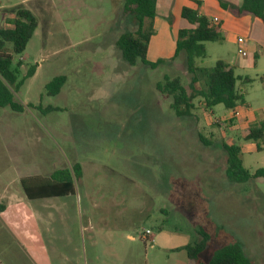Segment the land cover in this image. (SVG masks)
Instances as JSON below:
<instances>
[{
  "label": "rangeland",
  "instance_id": "rangeland-1",
  "mask_svg": "<svg viewBox=\"0 0 264 264\" xmlns=\"http://www.w3.org/2000/svg\"><path fill=\"white\" fill-rule=\"evenodd\" d=\"M163 1L157 0L147 61L164 63L152 69L140 60L128 65L117 47L122 34L137 29V21L124 11L125 0H0V28L11 22L6 14L19 8L30 10L38 24L25 52L14 55L13 67L24 58L20 79L33 66L36 75L16 94L18 102L31 105L25 113L5 108L7 147L14 141L26 160L25 177L71 170L76 163L85 172L84 181L75 180L76 194L60 199L68 205L52 210L55 218H77L76 226L67 225L70 242L67 237L62 241L61 226L47 219L49 209L35 210L39 215L19 225L0 217L5 264H14V252H84V241L87 260L99 257L98 264H193L184 250L175 248L200 241L202 230L210 236L201 254L205 261L216 249L239 243L253 264H264V178L231 181L223 144L241 143L250 172L264 167V149L258 152L256 142L245 140L251 128L242 125L245 117H230V110L217 105L212 118L220 121L213 122L199 95L191 99L192 115L178 117L173 98L157 90L166 77L179 78L188 96L204 90L202 78L192 83L183 54L171 60L178 31L190 24L180 10L190 2L167 0L172 4L163 8ZM248 29L222 25L223 40L205 42L206 58L197 59V66L210 69L218 60L246 63L247 70L238 73L253 82L237 86L253 106L257 126L264 120V72L258 71L264 69V50L256 47L254 58ZM237 37L245 42L234 44ZM240 48L249 55H239ZM6 50L12 52L10 43ZM255 60L258 66L249 64ZM57 76H66L64 86L59 94L47 95L46 85ZM259 144L264 147V138ZM95 177L101 185L90 182ZM116 184L124 190H114ZM25 202L29 217L30 201ZM147 206L149 216L138 215ZM88 217L94 220L92 228ZM147 230L153 240L143 239ZM128 233L136 240L127 239Z\"/></svg>",
  "mask_w": 264,
  "mask_h": 264
},
{
  "label": "trees",
  "instance_id": "trees-1",
  "mask_svg": "<svg viewBox=\"0 0 264 264\" xmlns=\"http://www.w3.org/2000/svg\"><path fill=\"white\" fill-rule=\"evenodd\" d=\"M220 6L235 17L251 16L264 23V0H242L240 6L218 0ZM157 0H125L124 11L137 21V29L134 32H125L117 41V47L121 51L123 60L130 66H135L140 60L144 65L156 68L164 63L159 60L155 63L147 61L149 43L154 34V20L156 17ZM182 18L194 26L192 29H180L177 35L174 61L181 54L185 57V66L192 75V83L199 79L204 81V90L195 91L196 94L187 95L179 78H165V83L159 82L157 90L173 98L171 107L178 117L192 115L193 103L191 99L197 95L204 99L207 109L217 105H223L227 110H233L243 106L244 95L237 88L238 81L251 83L248 77L237 76L229 65L218 60L210 69L197 66V59L206 58L205 42H221L223 35L221 24L215 23L206 16L200 15L196 9L184 6L181 11ZM37 20L34 14L25 8L14 10L10 26L0 28V108H10L12 111L22 113L25 110L23 104L18 102L15 94L19 92L24 82L31 78L36 67H30L25 76L20 79L19 71L21 63L17 62L13 67L14 55L25 52L29 41L36 29ZM12 45V52L6 50V45ZM67 78L57 76L46 85L47 95L54 96L60 93ZM31 106V105H27ZM199 138L204 144H209L203 135ZM264 138V120L259 125L253 126L245 136L246 141L257 143V150L264 149L259 141ZM227 154V177L236 183H246L256 178H264V168L251 173L243 166L241 146L236 144H223ZM82 176V167L76 163L70 169L56 171L50 179L28 178L22 181L25 195L29 199L43 197H58L73 194L75 192V180ZM202 239L193 244H188L182 249L186 251L188 259L193 264H253L245 255L243 247L239 243H232L216 249L212 257L205 261L201 254L206 249L209 234L202 230Z\"/></svg>",
  "mask_w": 264,
  "mask_h": 264
},
{
  "label": "crops",
  "instance_id": "crops-1",
  "mask_svg": "<svg viewBox=\"0 0 264 264\" xmlns=\"http://www.w3.org/2000/svg\"><path fill=\"white\" fill-rule=\"evenodd\" d=\"M188 1L190 2L188 7L196 9L200 15L206 16L208 19H210L216 23L220 22L221 27L223 25V28H228V24H232V25L233 24H244L245 26H247L249 28L247 31V35L249 38L248 41L250 43L249 44V50L253 54L254 58H257L256 52H255L256 47L260 48L261 50H264V23L261 22L259 19L253 18V17L248 16V15L243 16V17H235L234 15L229 13L228 11L224 10L220 6L218 0L213 1V2H209V0H188ZM171 4L172 3L170 1H167V0L161 2V6L163 8L164 7L168 8L171 6ZM240 5H241V2L235 6H240ZM156 9H157V6H156ZM14 10L15 9L11 10V12L9 14H6L5 18L7 16H9V18L12 20L13 15H14ZM181 11H182V9L180 10V15H181ZM5 18L3 19V23H5ZM7 26H10V23L4 24V26L1 28H5ZM192 28H194V26L192 24L191 25L185 24L183 26V29H192ZM228 35H229V32H228ZM237 38H239V37H237ZM237 38L234 40V44H237L236 43ZM150 42H151V39H150ZM148 52H149V49H148ZM246 53H247V55L243 56V55H241V53H239V50H238V54L243 56V57H247L249 55V51ZM23 59L24 58H20L21 64H22ZM222 61H224V60H222ZM224 62H226V61H224ZM226 63L229 65V67H231L234 70V72L237 76H239L241 78L248 77V76H243L240 73H238L239 72L238 70H243V71L247 70L246 63H244L242 60L238 59L237 61H233L231 63L226 62ZM249 64L254 65V66H258V62L256 60L251 61ZM258 71L264 72V69H258ZM35 75H36V71H35L34 76ZM262 75L263 76L261 78L264 79V73ZM251 80L253 82V79H251ZM238 82L245 84L242 80H240ZM237 85H238V83H237ZM237 88H238V86H237ZM238 90L241 93H243L240 88H238ZM15 98H16V94H15ZM244 100H245L244 106H246L247 109L244 110L243 115L241 116V117H245V120L242 122V125H247V126L252 127L255 123V120H256V114L254 112L253 106L245 98H244ZM21 104L24 105L25 110H24V112L19 113V114H24L26 111V106L30 105V104H27L24 102ZM6 108H8V107H6ZM230 111H232V110H230ZM210 112L212 114H214V107L212 109H210ZM15 113H17V112H15ZM6 116H7V112H5V108H0V217L4 218L7 221H9V220L14 221V224L19 225V224H23L29 220L31 221L32 219H34V218H31L32 215H36V216L39 215V213L37 211L35 213H33L35 210H39L40 208H45L47 210L49 209L50 212L48 213L47 219L49 221H51L52 223H54V225H60L62 228V235H61L62 241H64V238L67 237V241L70 242V240L68 239V235H67L68 232L70 231V228L67 225L69 222L72 225H75L77 222V218H75V217L72 218V217H68V216L66 217L64 215L60 218H55L52 210L59 209V208L61 209V205L62 206L68 205L64 200H60V199H63L69 195H75L76 194V188H75V192L73 194H68L65 196L29 199L25 195V192H24L23 187H22V181L24 179H28V178L50 179L56 171L63 170L66 168L55 169L53 171L48 172L45 176L41 175V173H36L30 177H28V176L25 177L24 174L22 173V170H23V168H25L27 166L25 164L26 160L23 159V157L21 156V153H18V151H17L18 148L15 147L14 141H11L10 143H8V147H7ZM229 116H231V113ZM229 116H227V118H229ZM210 118H211V116H210ZM223 118H225V117H223ZM223 118H221V119H223ZM216 119H219V118H216ZM9 127H13V126L10 125ZM9 131H12V129H10ZM238 145L241 146V143H239ZM252 149H253L252 147H249V150H252ZM241 150H242V147H241ZM255 150L258 151L257 145L255 146ZM241 153H242V151H241ZM243 166H244V161H243ZM256 170H258V169H255L254 172ZM254 172H251V173H254ZM112 173H114V172H112ZM116 175L118 177H122V175H118V174H116ZM84 177H85V172L82 168V176L79 180L84 181ZM123 178H124V176H123ZM90 182H92L95 186L101 185V184H98L99 181H98L97 177H95L94 180L90 181ZM123 182H124V184L128 183L127 177H125ZM89 186L90 185H88V187ZM88 187H87V190H88ZM20 189H22L23 193ZM113 189L114 190H122L123 187L118 186V184H116L115 187H113ZM24 195L30 201L29 202V205H30L29 217H28V206H27L28 203L25 202L26 198L24 197ZM37 201H42V202H39L38 204H34V202H37ZM124 202H126V200ZM139 209L140 208H138V210ZM142 209H143L142 211L140 210L141 212L140 211L138 212V215H140V216L145 215V217H148L149 216L148 206L145 208V210H144V208H142ZM31 210H33V211H31ZM49 215H50V217H49ZM35 220H40V218L35 217ZM87 221L89 224H91L90 227L92 228L93 227V221H94L93 218L88 217ZM131 223L132 222H130L129 225ZM68 228H69V230H68ZM87 228H88L87 226H83V223H81V230L87 231ZM129 230H132V227H130ZM30 231L33 232V229L32 230L30 229ZM81 233L82 232H80V237H79L80 239H81ZM170 237H171V235L168 236V238H170ZM34 238H35V236L30 232V240L32 241V239L34 240ZM94 238H95V236L91 237V240H94ZM126 238L131 240V241L136 240V237L134 235H132L131 233H128L126 235ZM144 238L145 239L151 238V240H153V238L149 235L143 236V239ZM74 239L76 241L77 237L75 236ZM74 239L71 238V240H73V241H74ZM83 241H84V239H83ZM91 243L94 244L93 242H91ZM92 244H90V248H91V251L94 252L95 250H94V246ZM186 245H188V244H185L183 246H179L175 249L183 250L182 248L185 247ZM81 250L84 252H76V251L75 252H68L67 250H66V252H14V264H98L96 262V260H98L99 257H95L92 255V258L90 260H87V258H86L87 255L85 252V250H86L85 241L83 242V248ZM5 255H7V252H6V254H4V252H0V264H5V262H4ZM186 255H187V253H186ZM94 259H95V261H94Z\"/></svg>",
  "mask_w": 264,
  "mask_h": 264
},
{
  "label": "built area",
  "instance_id": "built-area-1",
  "mask_svg": "<svg viewBox=\"0 0 264 264\" xmlns=\"http://www.w3.org/2000/svg\"><path fill=\"white\" fill-rule=\"evenodd\" d=\"M214 22V21H213ZM216 23V22H215ZM237 42H238V44H242V43H244L245 42V40L243 39V38H241V37H239L238 39H237ZM239 53H241V55H243V56H246L247 55V53L244 51V50H242L241 48L239 49ZM247 108H246V106H238V107H236L235 109H233L232 111H231V116L230 117H240V116H242L243 115V112H244V110H246ZM212 115L213 114H211V118H212ZM213 119V122H218V121H220L219 119H216V118H212ZM151 234V232L149 231V230H147L146 232H145V235H150Z\"/></svg>",
  "mask_w": 264,
  "mask_h": 264
}]
</instances>
